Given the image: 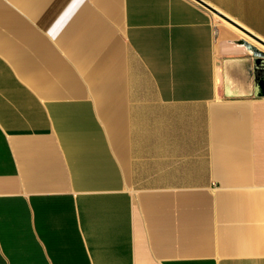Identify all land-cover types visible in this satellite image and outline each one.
<instances>
[{
	"label": "crops",
	"instance_id": "1",
	"mask_svg": "<svg viewBox=\"0 0 264 264\" xmlns=\"http://www.w3.org/2000/svg\"><path fill=\"white\" fill-rule=\"evenodd\" d=\"M218 14L0 0V264H264V47Z\"/></svg>",
	"mask_w": 264,
	"mask_h": 264
},
{
	"label": "water",
	"instance_id": "2",
	"mask_svg": "<svg viewBox=\"0 0 264 264\" xmlns=\"http://www.w3.org/2000/svg\"><path fill=\"white\" fill-rule=\"evenodd\" d=\"M199 3H201L203 6H205L206 8H208L209 10H211L212 12L218 14L215 10H213L212 8H210L209 6H207L206 4H204L203 2H201L200 0H196ZM220 17H222L224 20H226L227 22L231 23L233 26H235L236 28H238L240 31H242L245 35H247L248 37H250L252 40H254L256 43L260 44L261 46L264 47V41L260 40L258 37L254 36L253 34H251L250 32L246 31L245 29H243L241 26H238L234 23H232L228 18L222 16L221 14H218Z\"/></svg>",
	"mask_w": 264,
	"mask_h": 264
},
{
	"label": "rangeland",
	"instance_id": "3",
	"mask_svg": "<svg viewBox=\"0 0 264 264\" xmlns=\"http://www.w3.org/2000/svg\"><path fill=\"white\" fill-rule=\"evenodd\" d=\"M258 44V43H257ZM258 46L262 47L260 44H258Z\"/></svg>",
	"mask_w": 264,
	"mask_h": 264
}]
</instances>
